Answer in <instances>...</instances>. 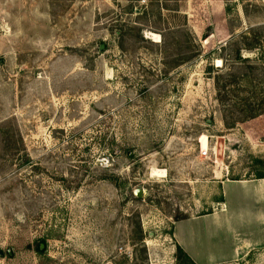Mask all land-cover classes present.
I'll use <instances>...</instances> for the list:
<instances>
[{"label": "rangeland", "instance_id": "1", "mask_svg": "<svg viewBox=\"0 0 264 264\" xmlns=\"http://www.w3.org/2000/svg\"><path fill=\"white\" fill-rule=\"evenodd\" d=\"M260 175L264 0H0V264H176Z\"/></svg>", "mask_w": 264, "mask_h": 264}, {"label": "crops", "instance_id": "2", "mask_svg": "<svg viewBox=\"0 0 264 264\" xmlns=\"http://www.w3.org/2000/svg\"><path fill=\"white\" fill-rule=\"evenodd\" d=\"M227 184L239 187L240 193L231 202L225 194V208L221 211L175 221L173 247L176 249L179 245L196 264L263 262V259L260 260L263 255L258 254L259 249L264 248V238L259 233L263 222L256 209L264 206V186L243 181L228 182L223 186L226 187ZM187 228L190 229L188 232Z\"/></svg>", "mask_w": 264, "mask_h": 264}, {"label": "trees", "instance_id": "3", "mask_svg": "<svg viewBox=\"0 0 264 264\" xmlns=\"http://www.w3.org/2000/svg\"><path fill=\"white\" fill-rule=\"evenodd\" d=\"M243 49H246V50H251L252 49V46L251 45H248V46H245V47H243ZM241 55H240V49L238 50V59H241V57H240ZM222 76H218L217 77V85H218V93L221 95V93H222V89H225L226 88V85H227V83H228V80H226V83L225 84H223L224 85V87L221 89V87L219 86V82H220V79L219 78H221ZM224 91V93H225V95H226V90H223ZM247 108H245L246 109V112L247 113H245L247 116H244V118H242L240 121H245V120H247V119H249V118H253V117H255V116H257V114L259 113V110H256L257 108V106H253L254 104L251 102H247ZM256 108V109H255ZM234 124V123H233ZM259 178H264V176L263 175H260L259 176ZM188 216H182V217H177L176 219H175V221H177V220H181V219H185V218H187ZM39 249H41V247L39 246ZM175 259H176V264H196L193 260H192V258L178 245V246H176V254H175Z\"/></svg>", "mask_w": 264, "mask_h": 264}, {"label": "water", "instance_id": "4", "mask_svg": "<svg viewBox=\"0 0 264 264\" xmlns=\"http://www.w3.org/2000/svg\"><path fill=\"white\" fill-rule=\"evenodd\" d=\"M135 195H136L137 197H141V196H142V190H141V189H137V190L135 191ZM9 253H11V252H9Z\"/></svg>", "mask_w": 264, "mask_h": 264}, {"label": "bare ground", "instance_id": "5", "mask_svg": "<svg viewBox=\"0 0 264 264\" xmlns=\"http://www.w3.org/2000/svg\"><path fill=\"white\" fill-rule=\"evenodd\" d=\"M152 38H154V39H157L158 38V36L156 35V34H154V33H150L149 34Z\"/></svg>", "mask_w": 264, "mask_h": 264}]
</instances>
